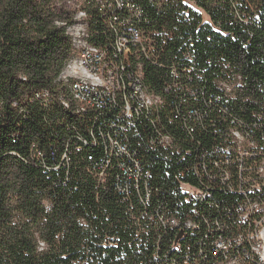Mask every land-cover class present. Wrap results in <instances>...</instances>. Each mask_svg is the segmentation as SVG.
Segmentation results:
<instances>
[{
	"label": "trees",
	"instance_id": "trees-1",
	"mask_svg": "<svg viewBox=\"0 0 264 264\" xmlns=\"http://www.w3.org/2000/svg\"><path fill=\"white\" fill-rule=\"evenodd\" d=\"M138 4L139 25L154 40L142 68L148 91L162 100L158 120L156 114L127 119L115 109L93 131L98 137L111 130L127 146L130 159L123 162L149 173L148 198L143 187L140 195L118 191L122 159L111 162L104 182L88 171L102 166L99 139L60 160L64 127L81 126L59 100L69 99L68 86L50 83L73 55L68 31L80 12L74 2L0 0V264H211L221 255L213 242L236 230L241 199L228 185L237 184L238 172L223 162L224 148L234 146L232 130L264 146V0ZM37 93H46L41 110H52L46 118L32 106ZM161 136L171 138L173 149L158 143ZM35 140L41 159L29 153ZM213 160L223 162L216 184L202 185L192 167L210 170ZM228 170L231 182L223 180ZM184 184L206 196L191 198L181 192ZM172 218L178 226L163 222ZM187 218L197 230L184 228Z\"/></svg>",
	"mask_w": 264,
	"mask_h": 264
},
{
	"label": "built area",
	"instance_id": "built-area-1",
	"mask_svg": "<svg viewBox=\"0 0 264 264\" xmlns=\"http://www.w3.org/2000/svg\"><path fill=\"white\" fill-rule=\"evenodd\" d=\"M146 1L159 7L164 0ZM138 2L139 0H78L76 11H87V19L73 24L74 27H79V41L72 42V50L73 44H83V52H76L73 65L76 72V80H73L75 107H80L81 126L64 127L67 135L63 140L64 148L60 160L66 162L71 154L84 153L86 148H83V141H90V146H97L99 139L105 155L101 160L102 166H90L88 171L98 182H104L111 162L114 159H122L120 165L123 168V177L118 183V191L128 195L134 190L140 195V188L143 187L146 193L144 198H148L149 173L138 162L133 163V166L123 162V158L130 159L127 146L111 130L104 128L98 137L93 131L103 119V114L115 109L127 119L141 114H156L153 122L158 120L157 114L161 110L162 100L148 91L144 84L142 68V60H150L155 52L154 40L152 36L146 35L139 25L143 19V10ZM104 4H111L110 15H103ZM97 17V22L104 28L103 33H106L102 41H96V36L102 33L96 28V22L92 21V18ZM227 89L230 91L229 86ZM43 100V95L37 93V100L32 102V106L46 118L47 112L52 110H41ZM12 105L13 101L11 107ZM195 113L189 111L190 116ZM24 114L25 111L21 115ZM55 120L64 126L63 120ZM230 135L234 149L230 145L225 146L226 156L223 162L237 166V184L228 185L229 190L236 191L241 199L235 207L237 228L234 231H226L227 234L219 236L213 242L214 250L221 255L211 264H264L259 255L260 234H264V196L260 195L264 193V146L236 130H232ZM158 143L164 148L174 147L169 136H161ZM28 148L33 158L43 157L37 140L30 142ZM7 153H16L19 160L25 161L17 152ZM227 154H231L232 158H227ZM256 156H263L258 165L252 164ZM86 157L92 161L91 156L87 154ZM223 162L213 160L210 170L195 164L192 169L200 184H216L218 174L215 171L219 170ZM57 168L56 166L55 169ZM231 176L228 170L223 180L231 182ZM181 192L191 195V198L197 195L206 196L207 193L206 190L188 184L181 186ZM163 222L170 226L179 225L175 218ZM183 226L194 231L199 227L198 222L191 218H187Z\"/></svg>",
	"mask_w": 264,
	"mask_h": 264
},
{
	"label": "bare ground",
	"instance_id": "bare-ground-1",
	"mask_svg": "<svg viewBox=\"0 0 264 264\" xmlns=\"http://www.w3.org/2000/svg\"><path fill=\"white\" fill-rule=\"evenodd\" d=\"M111 4H104L103 15H110ZM83 19H87V15L84 11H80L76 15V22H81ZM69 36L72 39V42L79 41V27H74V25L68 31ZM76 52H83V44H73V55L71 59L68 61L66 67L60 75L61 83L66 84L68 87L69 99H63L62 97L59 99L61 101L62 106L65 110H69L74 112L75 115L80 116V107H75V82L76 80V72H74V60L76 59ZM46 96V93H43V97ZM37 98V95H36ZM199 197H203L204 195H197ZM264 243V234H260V244Z\"/></svg>",
	"mask_w": 264,
	"mask_h": 264
},
{
	"label": "rangeland",
	"instance_id": "rangeland-1",
	"mask_svg": "<svg viewBox=\"0 0 264 264\" xmlns=\"http://www.w3.org/2000/svg\"><path fill=\"white\" fill-rule=\"evenodd\" d=\"M72 2H74V6H76V2H78V0H72ZM69 6H71V5H69ZM71 8V7H70ZM72 8H74L73 6H72ZM71 8V9H72ZM61 71V70H60ZM60 73V72H59ZM59 75V74H58ZM58 75H57V77L54 79V80H51V87L52 88H55V87H57V84H58V80H57V78H58ZM20 78H21V76H20ZM44 205H45V207H47L48 206V203L47 202H44ZM16 217H18L17 216V214H16ZM14 223H17V219L15 218L14 220ZM36 239H38V236L36 235ZM41 243V242H40ZM259 255H261V258L263 259V261H264V243H262V245H261V247H260V249H259Z\"/></svg>",
	"mask_w": 264,
	"mask_h": 264
}]
</instances>
